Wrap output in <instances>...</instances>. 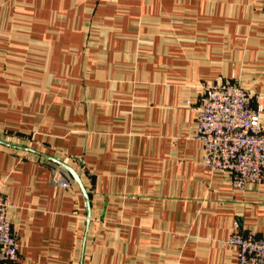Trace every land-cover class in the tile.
<instances>
[{"label":"crops","instance_id":"0c3cea01","mask_svg":"<svg viewBox=\"0 0 264 264\" xmlns=\"http://www.w3.org/2000/svg\"><path fill=\"white\" fill-rule=\"evenodd\" d=\"M234 82L264 118L263 0H0L14 264H237L264 186L206 170L194 137L201 87Z\"/></svg>","mask_w":264,"mask_h":264},{"label":"built area","instance_id":"2783aa9c","mask_svg":"<svg viewBox=\"0 0 264 264\" xmlns=\"http://www.w3.org/2000/svg\"><path fill=\"white\" fill-rule=\"evenodd\" d=\"M264 2V0H263ZM262 106L252 105V96L240 83L205 84L195 107V139L203 149L202 163L211 173H225L231 186L244 191L250 184L264 186V118ZM52 179L62 188L68 181L57 169ZM11 207L0 190V263L19 260L18 240L7 218ZM235 248L237 264H264V235L233 224L225 241Z\"/></svg>","mask_w":264,"mask_h":264}]
</instances>
